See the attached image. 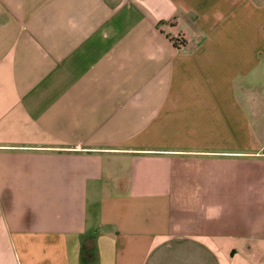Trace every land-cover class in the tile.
<instances>
[{"label": "crops", "instance_id": "0c3cea01", "mask_svg": "<svg viewBox=\"0 0 264 264\" xmlns=\"http://www.w3.org/2000/svg\"><path fill=\"white\" fill-rule=\"evenodd\" d=\"M0 264H264V0H0Z\"/></svg>", "mask_w": 264, "mask_h": 264}]
</instances>
